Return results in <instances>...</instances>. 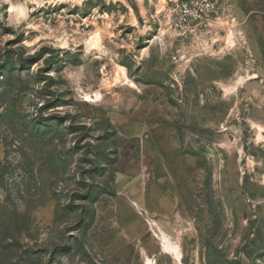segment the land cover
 I'll use <instances>...</instances> for the list:
<instances>
[{
	"label": "rangeland",
	"instance_id": "obj_1",
	"mask_svg": "<svg viewBox=\"0 0 264 264\" xmlns=\"http://www.w3.org/2000/svg\"><path fill=\"white\" fill-rule=\"evenodd\" d=\"M182 1L0 0V264H264V0Z\"/></svg>",
	"mask_w": 264,
	"mask_h": 264
},
{
	"label": "built area",
	"instance_id": "obj_2",
	"mask_svg": "<svg viewBox=\"0 0 264 264\" xmlns=\"http://www.w3.org/2000/svg\"><path fill=\"white\" fill-rule=\"evenodd\" d=\"M177 9L181 11L184 17L191 19L193 22L204 21L211 11L207 0H184L177 4Z\"/></svg>",
	"mask_w": 264,
	"mask_h": 264
},
{
	"label": "bare ground",
	"instance_id": "obj_3",
	"mask_svg": "<svg viewBox=\"0 0 264 264\" xmlns=\"http://www.w3.org/2000/svg\"><path fill=\"white\" fill-rule=\"evenodd\" d=\"M89 99L93 96H88ZM162 247L163 251L167 254H171L174 256V258L179 261L181 259V250L178 244L175 242L170 241L166 236H162ZM145 264H154V260L151 258H146L145 259Z\"/></svg>",
	"mask_w": 264,
	"mask_h": 264
},
{
	"label": "water",
	"instance_id": "obj_4",
	"mask_svg": "<svg viewBox=\"0 0 264 264\" xmlns=\"http://www.w3.org/2000/svg\"><path fill=\"white\" fill-rule=\"evenodd\" d=\"M262 86V84L258 81L252 80L246 83V92H245V96H247L252 89H258Z\"/></svg>",
	"mask_w": 264,
	"mask_h": 264
}]
</instances>
